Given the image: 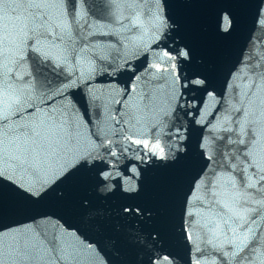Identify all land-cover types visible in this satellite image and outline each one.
Instances as JSON below:
<instances>
[{"label":"snow or ice","instance_id":"1","mask_svg":"<svg viewBox=\"0 0 264 264\" xmlns=\"http://www.w3.org/2000/svg\"><path fill=\"white\" fill-rule=\"evenodd\" d=\"M257 29L264 0H0V264H264Z\"/></svg>","mask_w":264,"mask_h":264}]
</instances>
